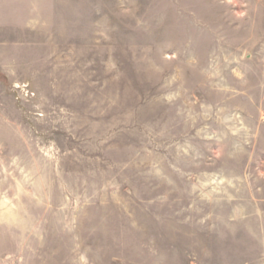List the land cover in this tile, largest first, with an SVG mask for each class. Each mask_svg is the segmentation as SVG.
<instances>
[{"label":"rangeland","instance_id":"rangeland-1","mask_svg":"<svg viewBox=\"0 0 264 264\" xmlns=\"http://www.w3.org/2000/svg\"><path fill=\"white\" fill-rule=\"evenodd\" d=\"M0 264H264V0H0Z\"/></svg>","mask_w":264,"mask_h":264}]
</instances>
